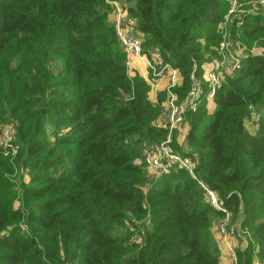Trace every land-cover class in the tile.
I'll use <instances>...</instances> for the list:
<instances>
[{"label":"trees","instance_id":"16d2710c","mask_svg":"<svg viewBox=\"0 0 264 264\" xmlns=\"http://www.w3.org/2000/svg\"><path fill=\"white\" fill-rule=\"evenodd\" d=\"M121 1L143 50L157 48L178 70L181 101L191 76L202 78L216 56L211 47L231 0ZM109 13L105 0H0V120L16 122L18 142L12 160L0 148V264H220L212 232L219 213L198 183L172 169L148 184L134 162L141 141L167 135L154 125L164 97L151 103L146 81L128 75ZM230 23L233 43L264 38V14H248L240 28ZM260 50L244 54L212 112L203 99L185 114L187 149L172 137V148L195 160L197 178L242 216L250 241L238 248L237 264H264ZM251 106L261 113L248 131ZM20 169H28L29 182L17 193L19 211L10 176ZM126 212L150 218L137 246L119 232Z\"/></svg>","mask_w":264,"mask_h":264},{"label":"built area","instance_id":"2783aa9c","mask_svg":"<svg viewBox=\"0 0 264 264\" xmlns=\"http://www.w3.org/2000/svg\"><path fill=\"white\" fill-rule=\"evenodd\" d=\"M105 3L111 9V22L116 39L126 55L128 75L130 77L135 75V73H130V65L135 62L137 70H141L146 83L151 86V91L164 97L160 103L156 100L157 94L154 98H149L151 103H159L160 107V114L155 119L154 125L166 129L167 135L163 141L154 143L142 151L141 159L144 166L159 176L167 174L172 169L183 170L198 183L208 205L219 213L220 220L215 226L213 221V232L219 254L226 256L230 264H237L238 248H246L250 241L249 233L242 227V216L238 214L235 217L221 203L216 191L210 189L197 178L195 160L185 150H182V153L176 152L172 148V137L173 133L186 123L185 114L189 111L194 112L203 99L211 100L215 91L226 83V78L231 77L240 68V56H244V54H240V46L230 39H226L225 36L222 37L219 49L216 51L220 59L210 62L204 68L202 78L198 79L191 76V84L185 97L178 101V96L174 91V88L181 83L178 70L163 61L157 48L143 50V39L136 30V20L129 15L126 7H122L116 0H105ZM253 3L264 7V0H254ZM239 6V0H232V5L228 8L223 23L235 20L237 25L241 24ZM233 50L234 55H232ZM160 83L163 84L161 89L159 88ZM259 118L260 114L251 106L245 123L246 129L248 131L253 130L257 126ZM0 134L1 145L7 149L6 153L14 154V150L8 149L12 140L11 127L3 128ZM178 144L180 145V143ZM20 230L25 231V227L20 225ZM143 235L144 230H139L130 236L129 241L138 245L142 242ZM254 264L262 263L256 261Z\"/></svg>","mask_w":264,"mask_h":264},{"label":"rangeland","instance_id":"374dc122","mask_svg":"<svg viewBox=\"0 0 264 264\" xmlns=\"http://www.w3.org/2000/svg\"><path fill=\"white\" fill-rule=\"evenodd\" d=\"M122 7H126V9L129 7L128 4L124 1H121V0H116ZM254 1V0H253ZM253 1L250 3H246L242 0H239V3H240V6L238 7V11H241L240 15H241V19H240V23L242 24L244 18L248 15V14H251V13H260V14H264V7H262L261 5H257V4H254ZM106 4V3H105ZM232 5V0L230 1V5L229 7ZM106 6L108 7V9L110 10V13H109V16L111 15V9L110 7L106 4ZM109 12V11H108ZM227 14V13H226ZM226 18V16H225ZM225 21V19H224ZM223 21V22H224ZM235 21V20H234ZM221 23L219 25V36H220V41L222 40V37L225 36L226 39H231L232 40V36L230 34V29H231V23L230 22H225V23ZM112 23V22H111ZM240 25H235L236 27H239L241 26ZM113 26V24H112ZM240 28V27H239ZM139 33V32H138ZM220 43V42H219ZM219 43L216 44L215 46L211 47V50H214L215 52L219 49ZM240 46V54H246V53H249V50L251 51L250 53H253V54H256L254 53L253 51L255 50L256 51H260V49H263L264 47V38H259V39H256L249 47L246 45V44H243V45H239ZM247 47V48H246ZM248 50V52H247ZM232 55H234V50L232 51ZM220 59V56L218 55V53L216 52V56L211 58L210 61H208L205 65H204V68H206L208 66V64L212 61H217ZM242 60V56H240V61ZM54 71H55V68H54ZM134 76H139L141 79H144V75L142 74L141 70H138L137 72H135V75ZM133 77V76H132ZM145 80V79H144ZM149 92H148V98H151L152 94L154 91H151V86L149 85ZM222 88V87H221ZM220 88V89H221ZM219 89V90H220ZM219 90H216L214 95H213V98L211 100H207L205 97L204 100L207 102L206 103V108L209 110L210 107H212L214 109V97L217 93V91ZM157 94V93H156ZM185 97V96H184ZM183 97V98H184ZM182 98V99H183ZM159 99H161V94H157L156 96V100L159 101ZM181 99V100H182ZM179 101V100H178ZM212 109V110H213ZM212 110H209L208 112H212ZM258 111V113L260 112L258 109H256ZM261 113V112H260ZM185 118V117H184ZM185 125H187L188 127V124L186 123ZM16 122L12 121L11 119L9 118H6V119H2L0 120V133H1V130L3 128H6V127H11L12 129V136H11V142H10V147H8V149L11 151V150H14L15 153L12 154L11 152H7V153H4L10 160L14 159L15 156H16V153H17V149H18V142L16 140L17 136H16ZM182 129V128H181ZM187 131H188V128H187ZM178 132V131H177ZM173 133V138L176 139V142L178 141L179 143V140L181 141L180 142V145L187 149V145H186V134L187 132L185 133V135L182 133L180 136H179V133ZM141 145H142V149L140 151V156L137 157V159L134 161L136 162L137 164L141 165V167L146 171L147 173V183H153L156 179H158L160 176L153 173L152 171L148 170L144 165H143V162H142V159H141V154H142V151L147 148V147H150L152 145H154V143H151L149 141H141ZM0 148L1 149H5L4 146L1 145V134H0ZM7 150V149H6ZM10 180L13 182L14 184V188H15V196L14 198H12V208L14 210H19L21 207H20V199H19V194L18 191L20 190L21 188V184L22 185H28V182H29V171L28 169H20L18 172L16 171L12 176H10ZM17 188V189H16ZM204 195V194H203ZM204 199L206 201V198L204 196ZM207 203V201H206ZM208 204V203H207ZM20 211V210H19ZM243 212V211H242ZM23 215L24 213L21 212ZM125 221H124V225L122 227L119 228V232L120 233H123L125 234L126 236H128V239H127V242L129 245H132V246H137V244H134L132 242L129 241L130 239V236L139 232V230H144V232L146 231V229L148 228L149 226V216H146L145 218H135V216L131 213V212H126L125 213ZM242 219V218H241ZM220 220V217H216L213 219L214 221V226L216 225V223ZM20 225H23L25 227V225L23 223H21ZM19 225V226H20ZM212 232H213V222H212ZM213 235H214V239H215V242H216V238H215V234L213 232Z\"/></svg>","mask_w":264,"mask_h":264},{"label":"crops","instance_id":"0c3cea01","mask_svg":"<svg viewBox=\"0 0 264 264\" xmlns=\"http://www.w3.org/2000/svg\"><path fill=\"white\" fill-rule=\"evenodd\" d=\"M110 20H111V15H110ZM256 50V49H255ZM255 50L253 51L254 53H256V54H259L260 53V51H256L255 52ZM138 70H137V66H136V63L135 62H132V64L130 65V73L131 74H133V73H135V72H137ZM163 87V84L162 83H160L159 84V88L161 89ZM155 94L156 93H154L153 92V94H152V96H151V99L152 98H154V96H155ZM213 108L212 107H210L209 108V110H212ZM186 124V123H185ZM185 124H183L176 132L177 133H179V136L183 133L184 135H185V133L187 132V125H185ZM182 128V129H181ZM175 132V133H176ZM182 141V140H181ZM180 140H179V143L181 142ZM178 142V141H177ZM220 255V264H230V261H229V259L226 257V256H224V255H221V254H219Z\"/></svg>","mask_w":264,"mask_h":264}]
</instances>
